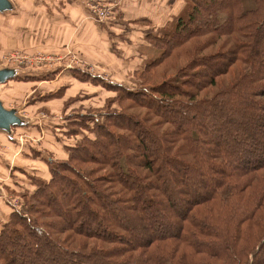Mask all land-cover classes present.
I'll return each instance as SVG.
<instances>
[{"label":"trees","instance_id":"trees-1","mask_svg":"<svg viewBox=\"0 0 264 264\" xmlns=\"http://www.w3.org/2000/svg\"><path fill=\"white\" fill-rule=\"evenodd\" d=\"M185 3L162 36L135 20L159 50L132 54L135 88L63 76L112 93L31 146L0 264H264V0Z\"/></svg>","mask_w":264,"mask_h":264},{"label":"rangeland","instance_id":"rangeland-1","mask_svg":"<svg viewBox=\"0 0 264 264\" xmlns=\"http://www.w3.org/2000/svg\"><path fill=\"white\" fill-rule=\"evenodd\" d=\"M8 1L11 9L0 11V69L36 80L0 83L3 107L13 110L19 118L15 129L0 128V226L3 216L12 208L21 209L18 193L22 190L16 182L38 168L39 162L29 154L31 146L46 152L39 145L42 137L32 136L38 141L33 144L30 136L25 137L23 128L34 123L45 131L50 130L62 124L73 108L66 101L77 96L69 90L73 87L76 91L78 86L72 85L71 79L57 77L80 68L135 88L139 79L129 72V67L136 69L139 64L137 56L131 59L137 52V48L132 50L134 44H139L138 51L146 53L148 58L159 54L158 49L144 44L143 29L135 20L148 16L150 23L146 29L159 37L168 28L163 26V21L169 15H181L186 7L185 0ZM138 1L140 6L136 4ZM91 90L94 97H85L83 103L101 106L105 98L102 87L85 86L78 93L82 96ZM19 148L22 155L13 156Z\"/></svg>","mask_w":264,"mask_h":264},{"label":"crops","instance_id":"crops-1","mask_svg":"<svg viewBox=\"0 0 264 264\" xmlns=\"http://www.w3.org/2000/svg\"><path fill=\"white\" fill-rule=\"evenodd\" d=\"M119 2V1H118ZM9 3H10V8L9 9H11V2L9 1ZM119 4H120V2H119ZM119 4H117V5H119ZM136 4L137 5H141V2H136ZM136 7H138V6H136ZM139 9V8H138ZM7 10V9H6ZM2 11H5V10H2ZM116 16V15H115ZM117 17V16H116ZM70 39V35H69V37H67V41ZM126 44H127V41L125 42ZM138 46H139V44H134V48L132 49V50H134L135 48H137V50H138ZM71 71V70H70ZM69 71V72H70ZM68 72V73H69ZM66 74V73H65ZM64 74V75H65ZM63 75V76H64ZM57 77L58 79H65V80H67V79H71L72 81H74V82H72V85H74V84H76L77 86H78V89L76 90V91H74L75 89H73V87L72 88H70V92L72 91V93H74V94H76V93H78L79 91L78 90H80V89H82V88H85V86H88V87H90V89L91 88H96V87H99V86H94V85H92L91 83H83L82 84V82H79V81H77L76 79H74L71 75H67V76H65V77ZM71 85V86H72ZM91 91H93V90H91ZM90 92V91H89ZM85 93H88V92H85ZM112 92H109V91H106V90H104L103 89V96L104 97H106V96H109L110 94H111ZM33 125L34 126H28V127H25V128H23V130H24V135H25V137H28V136H30V139H31V141L33 142V144H35V143H37L36 141H35V139H33V137L32 136H35V135H38V136H41L42 137V140H41V142H40V144L39 145H41V147L42 148H45V147H49V148H52V149H54V146L51 144V140H50V138H49V136H48V133L49 132H51V131H58V130H60L61 128H60V125H56L55 127H53V129H51L50 128V130H46L45 131V128H43V127H38V126H35V124L33 123ZM13 128L11 127L10 129H9V131H11ZM39 141H40V138H39ZM21 148H19L18 149V151L15 149V151H14V153H13V156H18V157H20L22 154H21ZM56 152L58 151L57 149L55 150Z\"/></svg>","mask_w":264,"mask_h":264},{"label":"water","instance_id":"water-1","mask_svg":"<svg viewBox=\"0 0 264 264\" xmlns=\"http://www.w3.org/2000/svg\"><path fill=\"white\" fill-rule=\"evenodd\" d=\"M10 8L8 0H0V11ZM13 75V71L9 69H0V83H4ZM19 122V118L13 110H7L0 101V128L9 130L12 125Z\"/></svg>","mask_w":264,"mask_h":264},{"label":"built area","instance_id":"built-area-1","mask_svg":"<svg viewBox=\"0 0 264 264\" xmlns=\"http://www.w3.org/2000/svg\"><path fill=\"white\" fill-rule=\"evenodd\" d=\"M98 11H99V13L101 12V10H100V9H99ZM94 12H95V11H94ZM95 13L98 15V13H97V12H95ZM101 13H102V12H101Z\"/></svg>","mask_w":264,"mask_h":264}]
</instances>
